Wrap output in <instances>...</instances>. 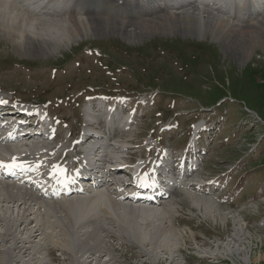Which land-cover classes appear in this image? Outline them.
Wrapping results in <instances>:
<instances>
[{"label":"rangeland","instance_id":"obj_1","mask_svg":"<svg viewBox=\"0 0 264 264\" xmlns=\"http://www.w3.org/2000/svg\"><path fill=\"white\" fill-rule=\"evenodd\" d=\"M84 1L80 0L81 6ZM96 1L97 14L86 11L88 17H100L104 12L125 19L136 16L128 8L115 10L114 0ZM74 13L80 15L81 9L77 7ZM137 33L136 38L130 39L116 30L89 31L70 45L62 44L52 55L35 52L20 55L0 36V94L22 100H51L54 104L62 98L66 103L59 108L54 106L53 113L68 116L71 129L77 132L90 118L85 113L86 102L81 93H126L140 104L135 125L118 131L119 136H129L128 141L138 142L141 147L149 135L155 141L159 137L160 143L175 149V153L184 145L194 123L201 119L214 123V129L201 134L206 155L196 176L215 175L226 167L233 168L227 192L231 194L244 184L238 197L232 204H225L195 193L202 197H197L200 206L196 207L184 195L185 188H178L154 205L164 210L165 223L158 220V224L150 226L148 238L157 248L163 229L172 228L179 237L170 240L171 255L163 250L151 253L150 247L144 251L133 246L125 237L126 228L119 227L98 206L94 212L104 225L98 223L108 231L102 230L99 234L108 249L107 254L101 253L106 256L102 255L100 264H264V48L257 47L249 58L240 61L221 40H214L210 34L198 38L177 31L145 33L137 29ZM78 116L79 122H76ZM176 124L177 130L165 133L163 127ZM101 128L106 135L104 126ZM108 143L111 152L119 153L114 140ZM139 151L135 150V156ZM120 177L123 179L125 175L122 173ZM22 196L23 193L18 199ZM210 202L216 203L219 214L216 211L210 214L205 206ZM33 205L30 202L0 205V233L5 225L13 227L9 218L14 220L16 214L29 210L27 222L35 218L42 224L40 234L30 244V252L39 249L43 262L77 264L73 257L78 258L82 251L77 236L91 229L84 226L86 215L82 219L87 211L74 207L68 223L61 214L53 217L52 213L45 215L40 209L34 211ZM123 205L138 207L140 204L125 201ZM142 219H138L140 224H144ZM19 231L26 237L27 231L21 228ZM9 245L7 238L0 237L1 248L5 250ZM62 249L71 251L72 255L63 253ZM108 259L111 261L107 262Z\"/></svg>","mask_w":264,"mask_h":264},{"label":"bare ground","instance_id":"obj_2","mask_svg":"<svg viewBox=\"0 0 264 264\" xmlns=\"http://www.w3.org/2000/svg\"><path fill=\"white\" fill-rule=\"evenodd\" d=\"M114 1L116 2L115 10L128 8L136 14L135 18L129 17L125 19L124 17L110 15L108 12H104L103 16L100 17L92 15V17H88L90 15L85 14L86 11L97 14L96 11L99 8L96 0H86L83 2V6L80 5V0H0V36L6 39L20 55H31L34 52L37 54L41 53V55H52L62 44L70 45L72 41L80 40L84 33L87 34L89 31L100 33L105 29L110 32L113 30L119 31L130 39L137 37V29L145 33L177 31L182 34L195 35L198 38L203 34H210L214 40H221L224 47L230 52H234L236 58L240 61H245L249 58L257 47L261 46L264 48V0ZM77 7L81 9L80 15L83 14V16L75 15L74 11ZM106 113V118H109V120L115 119L113 110H106ZM94 128L96 129V127ZM94 128L91 129L94 130ZM95 132L98 133L97 131ZM126 138H129V136L118 137L114 146L126 147L127 142H129ZM15 139L16 137L12 135H8L5 139H0V157L6 155L7 152H19L18 148L25 149L27 153L32 151V147L36 146L31 137H23L21 142L13 143ZM120 139L122 140L121 142H119ZM96 145L95 142L92 143L91 149L92 152H95H91L88 158L92 165H97V170L93 171V173L97 176L100 171L105 177L104 182L91 189L84 187L85 191L81 193L73 192V190L68 197H56L58 193L55 192L54 195L46 198L41 193L42 190L35 185L15 184L4 179L0 180V205L34 203L32 207L34 211L40 209L45 215L52 213L53 217H61L62 215L65 220H68V223H70L72 218L71 210L74 207L77 206V209L81 207V210L85 209L87 213L83 214L84 210L82 213V219L86 215L84 226H88L91 229L88 228L77 236L78 243H80L79 247H81L80 250H82L78 258L73 255V260L77 264H100L102 255L106 256L108 253V249L103 246V240L99 236L104 228L98 222L102 225L104 224L95 215L94 211L98 206L104 210L105 214H110V217L115 223H118L119 227L126 228L125 234L127 236L125 237L133 246L144 251L150 247L151 253H156L157 249L161 252L163 250L171 255L172 245L170 240H175L179 237L172 231V228L163 229L162 234L158 238L160 243L156 242L158 244L157 248L154 245L155 242L148 238L150 226H155L154 223L158 220H162L161 224L165 223L163 220L164 210L156 209L154 205L157 204L153 203L140 204L138 207L123 205V202L125 203L128 200L117 193L122 188L119 185V178L122 172L112 170L108 163L109 154L116 158L119 157V153L107 151L105 146ZM53 148H50L52 156L56 159V163L53 166L48 167L42 162H40L42 167H39L38 164L32 166L35 171H42L41 177L49 178L50 169L58 164L60 156L53 151ZM46 152L47 150H44L37 155L46 156ZM61 164L60 168L65 169L67 173L68 168L63 164V161H61ZM106 165L108 167L105 168ZM66 173L58 171L59 175ZM180 174V183H183L184 173L181 172ZM0 177L3 176L0 174ZM42 180V178H38L39 182H42ZM190 190L193 191L191 188L185 187L183 190L184 195L190 199L192 205L199 207L200 201L197 197L201 196H196L195 192L193 191V193ZM49 191L46 190L45 192L49 193ZM22 193L24 196L18 199ZM215 204L210 202L205 205L209 208L210 214L213 211L219 214L218 207ZM131 205L137 204L131 203ZM14 211L12 212L14 213ZM90 211L92 214L89 216ZM56 213H59V215H56ZM29 214L31 212L27 210L22 214H16L17 216L14 220L9 218L13 227L10 228L5 225L6 228H4L2 234L0 233V237L7 238V242H10L7 249L4 250L0 247V264H11L12 262L19 264H51L48 261L43 262L41 260L39 249H33L30 252V244L35 236L40 234L42 224H39L38 220L35 221V218L27 222ZM139 217L141 219L143 217L141 222H144V224L139 223ZM33 220L35 221L34 226L28 229L29 224ZM1 221L2 219L0 218ZM72 227L74 226L72 225ZM20 228L25 233L27 231L26 237H22L24 233L19 231ZM104 231L108 232L106 229ZM17 234L20 235V238L17 237ZM116 236L118 235L116 234ZM192 238L195 239L194 236ZM61 251L63 253L71 252L67 251V249H62ZM202 253L206 256L205 252ZM206 257L210 258L209 255ZM245 259L249 262L248 257H245ZM110 261L111 259L107 260V262ZM142 262L145 263L146 261L142 260ZM60 264L65 263L61 262Z\"/></svg>","mask_w":264,"mask_h":264},{"label":"snow or ice","instance_id":"obj_3","mask_svg":"<svg viewBox=\"0 0 264 264\" xmlns=\"http://www.w3.org/2000/svg\"><path fill=\"white\" fill-rule=\"evenodd\" d=\"M5 103H8V102L3 100V99H0V104H5ZM9 135H11V134H9ZM22 166H23L22 163L18 162L16 157H12L11 161H8V162H6L4 160H0V168H3L7 171H12L13 169H15L17 167H22ZM54 168L59 172L66 173V170L60 168L58 165L54 166ZM146 178H147V173H144V174L137 177V180L140 181V186H143V187L149 186ZM152 183H155V182L153 181Z\"/></svg>","mask_w":264,"mask_h":264},{"label":"trees","instance_id":"obj_4","mask_svg":"<svg viewBox=\"0 0 264 264\" xmlns=\"http://www.w3.org/2000/svg\"><path fill=\"white\" fill-rule=\"evenodd\" d=\"M220 96H221V95H220ZM220 96H218V97H216V98L218 99ZM216 98H215V101L217 100Z\"/></svg>","mask_w":264,"mask_h":264}]
</instances>
